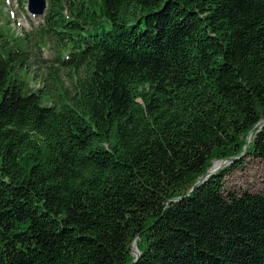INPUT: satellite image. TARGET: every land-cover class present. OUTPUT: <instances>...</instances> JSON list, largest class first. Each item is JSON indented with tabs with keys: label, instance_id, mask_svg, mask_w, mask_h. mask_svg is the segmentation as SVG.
Returning <instances> with one entry per match:
<instances>
[{
	"label": "trees",
	"instance_id": "trees-1",
	"mask_svg": "<svg viewBox=\"0 0 264 264\" xmlns=\"http://www.w3.org/2000/svg\"><path fill=\"white\" fill-rule=\"evenodd\" d=\"M44 19L28 50L0 36V264H264V190L223 185L264 158V0H48Z\"/></svg>",
	"mask_w": 264,
	"mask_h": 264
},
{
	"label": "rangeland",
	"instance_id": "rangeland-1",
	"mask_svg": "<svg viewBox=\"0 0 264 264\" xmlns=\"http://www.w3.org/2000/svg\"><path fill=\"white\" fill-rule=\"evenodd\" d=\"M25 3L26 0H0V36L3 40H6L9 45H18L21 48L28 50V43L26 42L23 33L26 31L30 34L29 37L27 36V40L28 42L30 41V44H33L35 37H33L31 33L34 32V28L42 22L43 17H30L25 10ZM51 43V41H45L44 46H41V44L37 46L35 48L36 54L45 57L50 56L53 51ZM33 47L34 45H31L29 50L32 51ZM32 52L35 54L34 50ZM40 71V68H36L32 64H29L26 73L21 71V79L24 82V86L29 89L37 87L39 84L37 78ZM223 185L225 192L234 191L239 193L245 189L251 192L263 191L264 158H255L250 154H245L239 166L226 171L224 174Z\"/></svg>",
	"mask_w": 264,
	"mask_h": 264
},
{
	"label": "water",
	"instance_id": "water-1",
	"mask_svg": "<svg viewBox=\"0 0 264 264\" xmlns=\"http://www.w3.org/2000/svg\"><path fill=\"white\" fill-rule=\"evenodd\" d=\"M27 1H28L27 2L28 7H29L28 10H29V12H31V14L35 15V14L43 13V10L46 6V0H27ZM251 134H252V130L249 132V135L247 137L248 138L247 143L249 142ZM246 145H245V147H246ZM243 153H244V151L242 152V154ZM238 158H240V156H237L234 158H224V159L214 160L212 162V165L207 169V172L198 178L194 187L197 186L200 182L206 180L210 175H212L218 169L222 168L224 165H227V164L231 163L232 161H234L235 159H238ZM215 163H217V164L214 165ZM194 187L190 188V190L188 192H190ZM132 253L135 256L134 260H136L139 257L140 250L136 246L135 240L132 241Z\"/></svg>",
	"mask_w": 264,
	"mask_h": 264
},
{
	"label": "bare ground",
	"instance_id": "bare-ground-1",
	"mask_svg": "<svg viewBox=\"0 0 264 264\" xmlns=\"http://www.w3.org/2000/svg\"><path fill=\"white\" fill-rule=\"evenodd\" d=\"M43 13H44V11H43ZM217 163H215L214 165H216Z\"/></svg>",
	"mask_w": 264,
	"mask_h": 264
}]
</instances>
